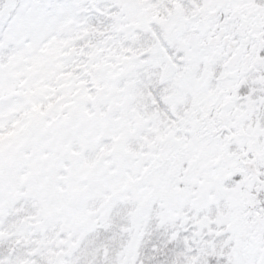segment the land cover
I'll list each match as a JSON object with an SVG mask.
<instances>
[{"label": "snow or ice", "instance_id": "obj_1", "mask_svg": "<svg viewBox=\"0 0 264 264\" xmlns=\"http://www.w3.org/2000/svg\"><path fill=\"white\" fill-rule=\"evenodd\" d=\"M0 264H264V0H0Z\"/></svg>", "mask_w": 264, "mask_h": 264}]
</instances>
